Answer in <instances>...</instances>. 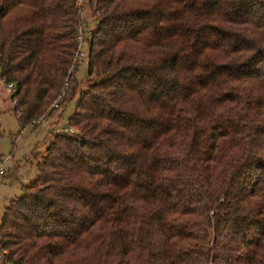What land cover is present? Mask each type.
<instances>
[{
	"label": "trees",
	"instance_id": "16d2710c",
	"mask_svg": "<svg viewBox=\"0 0 264 264\" xmlns=\"http://www.w3.org/2000/svg\"><path fill=\"white\" fill-rule=\"evenodd\" d=\"M79 2L0 0L21 127L77 91ZM84 2L77 131L5 207L6 260L264 264V0Z\"/></svg>",
	"mask_w": 264,
	"mask_h": 264
},
{
	"label": "rangeland",
	"instance_id": "374dc122",
	"mask_svg": "<svg viewBox=\"0 0 264 264\" xmlns=\"http://www.w3.org/2000/svg\"><path fill=\"white\" fill-rule=\"evenodd\" d=\"M82 5L83 31L88 39L94 27V19L89 5L80 0ZM91 15V16H90ZM84 25L89 29L85 30ZM88 40H83L81 51L74 69L77 80V91L73 96L69 93L62 99L60 106L54 108L42 118L40 124L28 123L24 127L12 109L13 102L6 89V82L0 78V167L5 171L0 175V222L10 200L19 197L24 185L32 181L37 173V160L44 154L46 146L52 139V133L68 127V117L74 110L79 92L86 86ZM37 153V156L35 155Z\"/></svg>",
	"mask_w": 264,
	"mask_h": 264
},
{
	"label": "built area",
	"instance_id": "2783aa9c",
	"mask_svg": "<svg viewBox=\"0 0 264 264\" xmlns=\"http://www.w3.org/2000/svg\"><path fill=\"white\" fill-rule=\"evenodd\" d=\"M84 27H85V29H87L86 25H84ZM82 32H83V27L80 28L79 35L77 38L78 48H77V51H76L75 57H74L75 64H77L79 57H81V58L84 57V54L81 51V44L84 40ZM6 89L9 91V93H10L9 96L11 98V101L14 103L16 101V97L13 96V94L15 92L14 84L12 82H6ZM52 107H54V108L59 107V103L57 101H55L52 104ZM45 116L46 115H42V116L36 118L33 123L35 125L40 124L42 121V118H44ZM61 130H66V131H69L71 133L77 131V129L72 125H68L67 128H62V129H59L58 131H61ZM4 173H5V171L0 167V175H3ZM0 240H1V238H0ZM7 253H8V249L0 244V264H10V262L6 260V254Z\"/></svg>",
	"mask_w": 264,
	"mask_h": 264
}]
</instances>
